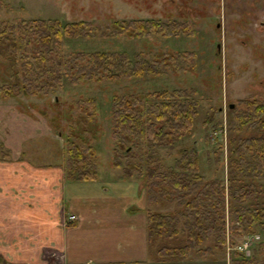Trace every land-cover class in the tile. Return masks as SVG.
Instances as JSON below:
<instances>
[{"label": "trees", "instance_id": "trees-1", "mask_svg": "<svg viewBox=\"0 0 264 264\" xmlns=\"http://www.w3.org/2000/svg\"><path fill=\"white\" fill-rule=\"evenodd\" d=\"M185 27L177 22L133 19L115 24L112 31L116 34L114 29H120L123 35L137 39H171L181 35ZM96 33L98 29L84 22L31 19L18 24L0 23V56L10 71V84L0 85V100L14 93L45 96L64 82L75 86L155 78L164 73L166 62L178 72L183 71V63L192 66L195 62V55L188 52L171 54L158 62H150L141 54L83 52L61 62L57 51L64 41L94 38ZM101 35L106 37V33ZM19 51L22 53L18 56ZM56 56L59 59L53 65ZM241 104L244 109L230 111L226 125L225 179H207L202 175L196 149L177 150L179 141L192 136L199 115L194 91L112 98V167L121 171L119 180L142 184L146 250L156 263L179 264L194 257L205 263L227 260L228 264H264V185L260 183L264 177V103L252 96ZM74 106L84 123L96 118L95 100H79ZM214 115V111L206 115L205 128ZM218 130H222V123H218ZM85 143L83 138L76 142L67 137L63 153L65 183L96 182L97 154ZM223 149L218 145L219 156ZM0 155L1 161L10 160L1 144ZM164 157L172 160V165L166 166ZM248 237L259 239L252 242L249 256H245L236 248Z\"/></svg>", "mask_w": 264, "mask_h": 264}, {"label": "rangeland", "instance_id": "rangeland-1", "mask_svg": "<svg viewBox=\"0 0 264 264\" xmlns=\"http://www.w3.org/2000/svg\"><path fill=\"white\" fill-rule=\"evenodd\" d=\"M31 19L84 22L99 30L94 38L64 41L57 51L61 62L72 54L83 52H120L129 56L141 54L150 62L163 61L171 54L188 52L195 55V62L192 66L183 63V71L180 72L174 69L173 64L166 62L164 73L155 78L109 80L75 86L64 82L61 88L56 87L45 96L24 97L14 93L0 100L17 108L28 107L32 117H40L43 127L46 126L49 134L53 135L32 141L29 151H34V148L40 151L36 156L26 155V160L30 159L32 164L40 167L60 166L64 163L67 137H72L76 142L83 138L95 148L97 154V181L119 180L122 178L121 171L112 167V98L187 90L194 91L200 111L192 136L179 141L177 150L196 149L201 159L202 175L207 179H225L229 138L226 125L230 111L243 110L241 101L252 96L264 103V0L3 1L0 23L18 24ZM133 19L177 22L186 27L182 28L181 35L171 39H137L123 35L120 29H114L116 34L112 31L115 24ZM101 33H106V37ZM21 53L19 51L18 56ZM59 58L54 57L52 64ZM9 73L6 60L0 56V85L10 84ZM85 99H93L97 104L96 118L89 124L79 119V112L74 106V102ZM213 111L215 115L205 128V117ZM218 123H222V130H218ZM218 145L224 148L221 156L217 154ZM165 164L172 165V160L166 158ZM260 183L264 185V177ZM136 184L142 188L141 183ZM21 195L13 196L22 199ZM60 220V227L67 222L65 219L63 222L61 216ZM74 220L68 219L70 223ZM258 239L248 237L244 241L239 240L242 244L236 249L239 251L245 244L250 245ZM249 252L250 248L247 255L244 252L245 256H249ZM191 259V262L185 263L200 261L194 257ZM0 264L66 263L63 254L52 247H43L37 239L15 237L9 240L0 235ZM220 264H228V261Z\"/></svg>", "mask_w": 264, "mask_h": 264}, {"label": "crops", "instance_id": "crops-1", "mask_svg": "<svg viewBox=\"0 0 264 264\" xmlns=\"http://www.w3.org/2000/svg\"><path fill=\"white\" fill-rule=\"evenodd\" d=\"M31 114L0 102V144L10 157L0 160V235L37 239L66 264H158L146 250L142 188L122 180L65 183L63 164L35 166L25 157L40 150L29 144L53 135Z\"/></svg>", "mask_w": 264, "mask_h": 264}, {"label": "built area", "instance_id": "built-area-1", "mask_svg": "<svg viewBox=\"0 0 264 264\" xmlns=\"http://www.w3.org/2000/svg\"><path fill=\"white\" fill-rule=\"evenodd\" d=\"M70 220H73V219H70ZM251 245V244H250ZM250 245H244L242 246V248L239 250V252H245V254L247 255L248 254V249L250 248Z\"/></svg>", "mask_w": 264, "mask_h": 264}, {"label": "water", "instance_id": "water-1", "mask_svg": "<svg viewBox=\"0 0 264 264\" xmlns=\"http://www.w3.org/2000/svg\"><path fill=\"white\" fill-rule=\"evenodd\" d=\"M230 109H233V106H230Z\"/></svg>", "mask_w": 264, "mask_h": 264}]
</instances>
